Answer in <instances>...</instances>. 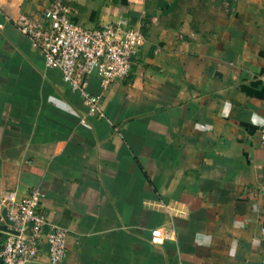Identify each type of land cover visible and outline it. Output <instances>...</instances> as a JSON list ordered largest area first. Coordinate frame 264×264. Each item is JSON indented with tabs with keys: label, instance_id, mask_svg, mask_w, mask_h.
I'll use <instances>...</instances> for the list:
<instances>
[{
	"label": "crops",
	"instance_id": "crops-1",
	"mask_svg": "<svg viewBox=\"0 0 264 264\" xmlns=\"http://www.w3.org/2000/svg\"><path fill=\"white\" fill-rule=\"evenodd\" d=\"M63 1L143 42L124 78L89 77L86 116L13 24L48 0H0V198L43 193L61 264H264V0ZM157 227L174 239L150 243ZM28 264H48L43 244Z\"/></svg>",
	"mask_w": 264,
	"mask_h": 264
},
{
	"label": "built area",
	"instance_id": "built-area-1",
	"mask_svg": "<svg viewBox=\"0 0 264 264\" xmlns=\"http://www.w3.org/2000/svg\"><path fill=\"white\" fill-rule=\"evenodd\" d=\"M13 24L39 52L44 67L58 70L62 81L80 96L86 116H102L99 95L88 90L89 77L94 75L101 88L124 78L130 71L132 55L143 42L141 32L130 26L125 17L97 27L74 23L63 0H48L36 14L16 16ZM79 123L89 128L84 116ZM258 137L264 157V124ZM42 197L38 188H32L21 198H16L14 192L0 198V222L16 232L4 233L0 243L1 264H28L36 258L42 244L48 264H61L67 229L47 221L40 208ZM173 239L170 229L150 230L152 244Z\"/></svg>",
	"mask_w": 264,
	"mask_h": 264
},
{
	"label": "water",
	"instance_id": "water-1",
	"mask_svg": "<svg viewBox=\"0 0 264 264\" xmlns=\"http://www.w3.org/2000/svg\"><path fill=\"white\" fill-rule=\"evenodd\" d=\"M0 230L3 232H9V233H15L16 234V232L14 230L7 228L6 225L2 224V223H0Z\"/></svg>",
	"mask_w": 264,
	"mask_h": 264
}]
</instances>
